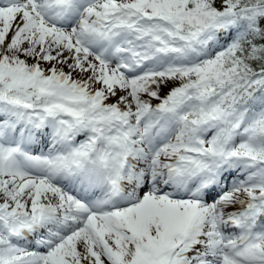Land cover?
<instances>
[{"label": "snow or ice", "instance_id": "snow-or-ice-1", "mask_svg": "<svg viewBox=\"0 0 264 264\" xmlns=\"http://www.w3.org/2000/svg\"><path fill=\"white\" fill-rule=\"evenodd\" d=\"M0 264H264V0H0Z\"/></svg>", "mask_w": 264, "mask_h": 264}]
</instances>
